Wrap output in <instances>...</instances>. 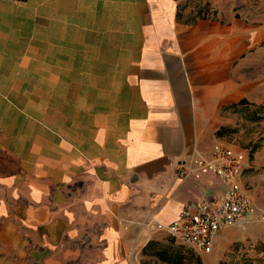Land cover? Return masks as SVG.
<instances>
[{
  "label": "crops",
  "instance_id": "obj_1",
  "mask_svg": "<svg viewBox=\"0 0 264 264\" xmlns=\"http://www.w3.org/2000/svg\"><path fill=\"white\" fill-rule=\"evenodd\" d=\"M209 1L216 17L189 0H43V50L30 51L11 24L20 0H0V264L78 251L143 264L147 241L168 235L157 223L225 194L213 174L175 173L216 143L242 154L257 196L264 144L242 143L257 121L228 106L247 98L238 74L259 36Z\"/></svg>",
  "mask_w": 264,
  "mask_h": 264
},
{
  "label": "rangeland",
  "instance_id": "obj_2",
  "mask_svg": "<svg viewBox=\"0 0 264 264\" xmlns=\"http://www.w3.org/2000/svg\"><path fill=\"white\" fill-rule=\"evenodd\" d=\"M189 1L197 9L198 15L216 17V10L209 0ZM222 3L227 11L226 14H234L237 18L252 24V28L259 36L258 46L240 66L238 80L245 88L246 99L253 103L248 106V111H245L242 117L247 123L257 121L255 124L244 127L242 143L248 146L256 142L261 146L264 144V108L261 110L262 118L259 120H249L245 115L250 114L255 109V105L264 107V0H222ZM18 13L16 20L11 24L20 37L21 49L42 51L43 0H20ZM262 161L256 169L259 172L255 181L257 196L252 195L255 213L241 225L225 230L223 234L225 240L222 243L217 241L209 254H202V264H235L243 258H248L250 264H259L258 259L264 257L255 249L260 241H264V218L262 219V216L264 217V162ZM248 188H251V185ZM165 237L167 235L160 236V239L164 240ZM74 255L77 256L69 261V264H96L93 252L78 251ZM146 260L148 264H153V258L147 257Z\"/></svg>",
  "mask_w": 264,
  "mask_h": 264
},
{
  "label": "built area",
  "instance_id": "obj_3",
  "mask_svg": "<svg viewBox=\"0 0 264 264\" xmlns=\"http://www.w3.org/2000/svg\"><path fill=\"white\" fill-rule=\"evenodd\" d=\"M242 172V154L223 143L214 144L206 158L197 157L190 163L179 164L175 171L178 178L198 179L209 173L226 182L227 190L218 198L182 204L171 222L157 223V228L165 229L195 252L209 254L221 231L242 223L255 213L252 198L241 184Z\"/></svg>",
  "mask_w": 264,
  "mask_h": 264
},
{
  "label": "trees",
  "instance_id": "obj_4",
  "mask_svg": "<svg viewBox=\"0 0 264 264\" xmlns=\"http://www.w3.org/2000/svg\"><path fill=\"white\" fill-rule=\"evenodd\" d=\"M253 104L246 98H241L238 102L232 103L228 108L239 112L242 116L245 111H248V106ZM255 105V104H254ZM255 109L248 115H245L249 120H259L262 118L261 110L264 108L261 105H255ZM225 133V128L221 127L216 131L218 136ZM259 146L258 143L250 144V155ZM257 252H261L264 256V241H260L259 246L255 248ZM141 253L145 256L153 258V264H202V259L199 254L195 253L185 244L175 240L169 234L162 239H149L142 247ZM259 264H264V257L258 259ZM143 264H148L147 260ZM235 264H250L248 258H243Z\"/></svg>",
  "mask_w": 264,
  "mask_h": 264
}]
</instances>
